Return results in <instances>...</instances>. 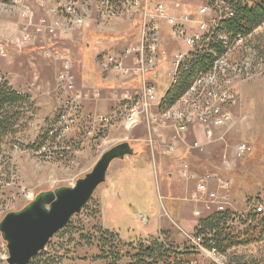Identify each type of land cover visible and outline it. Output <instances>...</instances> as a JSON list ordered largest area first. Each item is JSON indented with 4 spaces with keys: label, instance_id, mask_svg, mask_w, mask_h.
Segmentation results:
<instances>
[{
    "label": "rangeland",
    "instance_id": "374dc122",
    "mask_svg": "<svg viewBox=\"0 0 264 264\" xmlns=\"http://www.w3.org/2000/svg\"><path fill=\"white\" fill-rule=\"evenodd\" d=\"M154 1L164 3L170 10L180 3L181 8L175 10L176 14H194L198 8L212 2ZM121 2L115 0L119 12L115 18L132 17L140 24L135 13L121 11ZM51 7H57V0H48V3L47 0H30L29 22L37 24L47 17ZM97 16L101 17L94 8L91 21L82 28L67 33L57 32L56 38L46 37V41H52L53 50L69 55L58 46L59 38L85 28ZM33 29L34 35L22 31L20 13L7 2L6 5L0 3V46L5 40L9 41L7 55L3 57L0 54L1 70L10 66V70L25 72L32 62L52 71L48 63L50 60L39 54V39L44 45L45 38L36 32L35 27ZM25 34L29 35L28 41H23ZM163 38L164 66L161 69L163 78L157 83L159 92L169 87L170 79L166 73L171 67L173 52L183 49L175 43L169 29L165 28ZM253 55L264 60V25L237 45L230 58L242 61ZM55 89L56 82L52 84L51 97H56ZM240 93L237 106L231 110V126L211 129L206 134L195 127L183 143L175 145L171 154L167 152L174 142L172 130L160 127L159 121L154 122L151 115L143 113L137 124L130 128L120 121L105 133L96 131L90 135L89 128L76 127L66 142L70 150L63 151V158L54 163L39 162L31 150L48 142L47 132L56 117L52 121L47 117L41 121L42 111L36 102L31 101L32 96L25 93L30 101L19 109L14 134L0 139V222L8 213L24 208L43 191L75 185L77 180L93 170L107 150L128 143L134 150V156L112 163L110 168L113 169L107 174L106 183L97 189L82 213L73 217L71 227L59 232L49 242L46 252L53 256L55 264H105L93 258L97 252L95 247L78 240L86 230L97 228L119 233L123 242H135L146 237L149 241L157 238L160 231H170L173 241L179 245L189 242V237L202 243L203 239L195 236V228L200 219L216 209L204 212L202 205L182 200L185 189L179 171L184 162L199 175L211 173L229 183L231 206L226 207H231L240 216L251 214L256 203L264 202V74L244 83ZM153 111L154 116L160 114L159 108ZM198 143L203 145L196 147ZM241 143H246L250 151L238 158L235 149ZM221 187L211 183L212 190ZM221 192L225 190L221 189ZM198 210L202 214L196 216L195 211ZM7 258L6 243L0 234V264H7ZM199 264H264V242L248 248L241 247L233 251L229 258L202 255Z\"/></svg>",
    "mask_w": 264,
    "mask_h": 264
},
{
    "label": "built area",
    "instance_id": "2783aa9c",
    "mask_svg": "<svg viewBox=\"0 0 264 264\" xmlns=\"http://www.w3.org/2000/svg\"><path fill=\"white\" fill-rule=\"evenodd\" d=\"M3 5H6V0ZM251 0H212L211 4L198 8L195 13L176 14L175 10L181 8L176 4L175 8L169 9L164 3L154 0H122L123 9L128 14L138 13L140 19L139 41L136 45L123 50L119 55L112 53L105 54L99 62L100 70L103 73L112 71L118 72L124 78L138 77L140 88L131 92H122L114 95L116 109L107 115L88 114L83 112L85 100H98L99 93L88 94L80 92L76 87V75L74 73L75 62L70 55L61 54L53 50L46 41V37L56 38L57 32L67 33L82 28L92 19L93 9L99 10L103 19L112 20L119 13L115 7V0H57V7L48 8L47 17L42 18L35 25L29 22L30 0H15V10L20 13V27L24 32H29L35 27L36 32L42 36L49 47L44 48V57L50 60L56 67V98L58 102V114L52 122L50 135H47L48 142L40 145L37 150H31L39 162L54 163L57 159L63 158L62 152L69 151L70 146L66 145L67 139L73 134L82 118L89 123V134L96 131L107 132L118 122L123 121L127 128L137 124L140 114H146L159 121V126L171 129L174 142L168 149L167 154L175 151V145L183 143L191 129L199 127L205 134L211 129H222L231 126V110L237 106L241 97V87L244 83L254 80L264 74V60L256 55L242 59V62L233 67H223L224 83L222 88H215L213 92H205L202 97H191V101H184V96L172 107L164 110L163 113L154 116L156 100L159 99L157 83L162 80L161 69L164 66L163 60V32L169 29L171 37L177 45L183 49L176 50L172 54L170 69L167 71L170 79L169 84H177L178 74L186 70L184 59L189 55H195L202 50L203 42L208 39H215L214 27L218 26L219 18L236 16L233 11L234 2H250ZM48 3V0H47ZM30 27V28H29ZM237 38L232 44L231 50H225L222 57H216L215 62L225 59L227 54L235 50V44H241ZM29 35L25 34L23 41H28ZM9 41L0 46L1 56L8 53ZM134 59V65L124 66L128 58ZM213 78V64L208 73ZM188 94V93H186ZM208 144V143H206ZM196 144V147L202 146ZM250 151L246 143L237 145L236 156L242 158ZM185 185V202L202 205L203 211H210L214 208L223 212L230 204V185L220 180L211 173L199 175L192 170L188 163H183L179 171ZM196 182L195 189L190 193V186ZM217 183L218 189H211V183ZM221 189L225 192H221ZM253 212L264 210V202H258L253 206ZM233 210V209H231ZM202 211H195L199 216ZM196 248L200 256L218 255L216 251H208L201 242L189 237V242ZM194 264V263H193Z\"/></svg>",
    "mask_w": 264,
    "mask_h": 264
},
{
    "label": "trees",
    "instance_id": "16d2710c",
    "mask_svg": "<svg viewBox=\"0 0 264 264\" xmlns=\"http://www.w3.org/2000/svg\"><path fill=\"white\" fill-rule=\"evenodd\" d=\"M233 11H236L235 18L226 19L219 27V32L229 36L230 42L227 44L215 35V39L204 44L201 51L191 55L186 70L178 74L177 84L169 86L159 106L161 113L185 96L193 83L208 73L212 64L214 67L216 57H222L237 38H247L264 25V0L234 2ZM29 101L28 95L13 90L5 79L0 78V139L14 134L19 109ZM255 212L257 215L252 211L247 216H240L231 209L213 211L199 220L195 236L203 239L205 249L216 251L220 257H227L228 252L237 247L261 244L264 242V211L263 214ZM78 240L95 247L97 252L93 258L105 264H199L200 254L196 248L187 243L179 245L173 241L170 231H160L157 238L149 241L146 237L135 242H123L119 233L97 228L86 230ZM53 260L45 250L29 264H55Z\"/></svg>",
    "mask_w": 264,
    "mask_h": 264
},
{
    "label": "crops",
    "instance_id": "0c3cea01",
    "mask_svg": "<svg viewBox=\"0 0 264 264\" xmlns=\"http://www.w3.org/2000/svg\"><path fill=\"white\" fill-rule=\"evenodd\" d=\"M134 16H138V13ZM127 18L120 16L112 20H106L97 16L95 21L93 23L90 22L85 28L59 38L58 46L63 53H68L75 62L74 73L76 75L77 89L83 93L92 95L99 93L100 95L98 100L90 99L83 102L85 116L88 114H109L115 108L116 102L113 98L115 94L126 91L131 92L140 88L141 83L138 77L124 78L116 71L103 73L99 67V62L105 54L119 55L124 49L138 43L139 21L132 19V17ZM33 31V28L29 29L32 35H34ZM31 43L29 42L28 44ZM49 46L53 48L51 43ZM49 46L46 43L43 45L40 38L39 54L44 57V48ZM48 63L52 71L32 62H30V67H27L25 72L19 70L15 72L10 70V66H5L4 70L0 69V78L5 79L13 90L32 96L31 101L36 102L38 108L42 111L41 121L46 117L52 121L58 114L56 97H51L52 84H55L57 69L52 62L48 61ZM123 63L124 66L131 67L134 65V59L132 57L128 58ZM167 90L159 92V97L161 98ZM78 126L79 128L88 129L90 123L84 117ZM112 169L113 167L109 169L108 173ZM182 184L185 189L183 182ZM195 186L196 182H193L190 190L195 189ZM240 248L237 247L229 251L227 258L233 251Z\"/></svg>",
    "mask_w": 264,
    "mask_h": 264
},
{
    "label": "water",
    "instance_id": "95a60500",
    "mask_svg": "<svg viewBox=\"0 0 264 264\" xmlns=\"http://www.w3.org/2000/svg\"><path fill=\"white\" fill-rule=\"evenodd\" d=\"M134 154L130 144H118L107 150L93 170L75 185L43 191L21 210L8 213L0 222V234L8 251L7 264H29L45 251L106 183L112 163Z\"/></svg>",
    "mask_w": 264,
    "mask_h": 264
},
{
    "label": "bare ground",
    "instance_id": "6f19581e",
    "mask_svg": "<svg viewBox=\"0 0 264 264\" xmlns=\"http://www.w3.org/2000/svg\"><path fill=\"white\" fill-rule=\"evenodd\" d=\"M6 2H7V5L9 4L10 7L13 6L15 8V0H6ZM0 3L3 4V1H0ZM232 17L233 16H226L223 18H219L218 26L214 27V34L217 35V38L221 41H224L227 44L230 42V38L225 33H220L219 27L221 26V24L225 22L226 19H229ZM210 40L211 39L205 40L203 42V45L209 42ZM244 40L245 39H242L241 43ZM237 45L239 44H235V47ZM231 49L232 47L230 46L228 50H231ZM233 51L228 53L225 59H221V66H220V62H216V64L213 67V78H211V75H203L193 83L188 94L184 96V101H191V97H202V94H205V92H213L215 88H222V84L224 83V71L222 70V66L223 67H233L235 66V64L242 62V61H232L230 56L232 55ZM190 58H191V55L188 56V59H184V67L186 66ZM165 94L161 98L159 97V99L156 100V108H159L160 104L162 103L163 98L165 97ZM47 135H50V129Z\"/></svg>",
    "mask_w": 264,
    "mask_h": 264
}]
</instances>
